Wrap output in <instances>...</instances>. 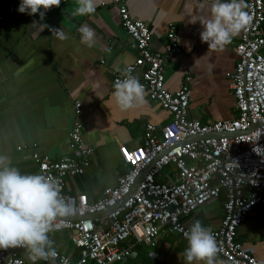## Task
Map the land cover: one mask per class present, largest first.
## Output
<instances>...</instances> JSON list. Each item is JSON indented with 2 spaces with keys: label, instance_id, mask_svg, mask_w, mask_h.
Returning a JSON list of instances; mask_svg holds the SVG:
<instances>
[{
  "label": "crops",
  "instance_id": "obj_1",
  "mask_svg": "<svg viewBox=\"0 0 264 264\" xmlns=\"http://www.w3.org/2000/svg\"><path fill=\"white\" fill-rule=\"evenodd\" d=\"M20 2L0 0V155L10 157L22 173H36L33 153L50 160L66 155L73 103L78 102L82 142L92 148V154L81 176L65 180L64 191L70 195L83 194L89 202L96 201L106 187L115 186L116 178L125 169L119 147L136 148L144 124L161 127L170 121V116L147 99L128 110H121L116 104L111 74L121 72L136 53L133 42L119 25L111 0H97L95 12L86 16L72 15L76 0H61L60 6L45 12L43 19L39 13L18 12ZM121 2L132 18L147 25L154 51L162 50L166 25L176 26L181 50L166 62L163 86L173 93L184 76L190 77L188 117L203 123L233 119L236 113L228 85L236 60L233 46L239 35L223 49H212L203 43L202 26L198 22L189 23L190 15L202 11L203 0ZM82 25L95 32L91 47L81 42L78 29ZM61 27L68 35L66 40L50 31ZM132 74L138 78L139 70ZM220 218L219 201L210 202L191 215L186 225L199 219L213 229ZM49 236L57 252L70 260L76 259L77 251L69 242L68 232ZM236 241L259 264H264L261 211L244 219L237 228ZM186 246L187 241L177 235H160L134 247L130 257L120 264H186L183 256ZM25 260L26 264H40L31 256L25 255ZM216 260L218 264H226L218 256Z\"/></svg>",
  "mask_w": 264,
  "mask_h": 264
},
{
  "label": "built area",
  "instance_id": "obj_2",
  "mask_svg": "<svg viewBox=\"0 0 264 264\" xmlns=\"http://www.w3.org/2000/svg\"><path fill=\"white\" fill-rule=\"evenodd\" d=\"M110 4L136 53L121 72L111 74V88L114 90L115 81L123 78L125 69L132 73L139 70L138 79L145 87L146 99L166 111L170 121L161 127L144 124L139 146L131 150L119 147L124 171L116 178L114 187H106L101 198L89 202L83 194L64 191L65 180L81 176L92 154V148L85 146L81 138L77 121L80 105L73 103L67 154L50 160L33 153L31 159L36 173L58 178L63 195L74 197L77 202L80 211L71 218L79 219H67L59 230L51 232H68L77 257L70 260L57 252L54 261H37L120 264L145 240L168 234L185 239L181 228L187 230L186 220L207 203H217L222 193L221 218L212 229L221 249L217 256L226 264H259L236 241V231L252 212L264 214L263 0H246V11L252 20L233 46L236 60L228 87L236 115L230 120L204 123L188 117L189 76L181 79L173 93L163 86L166 62L181 50L176 26L166 25L162 50L154 51L147 25L132 18L121 0H111ZM210 134L222 136L202 137ZM146 166L148 170L128 194ZM107 209L110 211L102 218L87 217ZM7 250H0V264ZM19 252L30 256L24 248H12L3 264H26Z\"/></svg>",
  "mask_w": 264,
  "mask_h": 264
},
{
  "label": "clouds",
  "instance_id": "obj_3",
  "mask_svg": "<svg viewBox=\"0 0 264 264\" xmlns=\"http://www.w3.org/2000/svg\"><path fill=\"white\" fill-rule=\"evenodd\" d=\"M60 4L61 0H21L17 10L29 15L39 13L43 19L45 12ZM76 5L72 15L86 16L95 12L97 0H76ZM205 7L207 14L203 12ZM246 8V0H203L202 11L190 15L189 23L198 22L202 26L200 39L209 48L223 49L251 23L252 17ZM50 31L61 40L68 39L62 27ZM78 31L81 42L91 47L95 41L94 30L82 25ZM122 76L115 81L112 92L118 107L128 110L146 103L145 87L132 70L125 69ZM79 211L75 198L63 195L58 178L43 173H22L10 157L0 155V250L24 248L34 260L54 261L58 253L49 233L59 230L67 218ZM181 231L187 241L183 251L186 264L197 261L218 264L216 257L221 249L210 227L196 219L187 230L181 228Z\"/></svg>",
  "mask_w": 264,
  "mask_h": 264
},
{
  "label": "water",
  "instance_id": "obj_4",
  "mask_svg": "<svg viewBox=\"0 0 264 264\" xmlns=\"http://www.w3.org/2000/svg\"><path fill=\"white\" fill-rule=\"evenodd\" d=\"M218 136H222V135H220V134H218V135H212V134H210V135L202 136V137H218ZM196 139H197V138H196ZM187 141H191V140H187ZM148 168H149V166H146V167L142 170V172L136 177V179L133 181L132 185L130 186V188H129V190H128V194L131 193V192L134 190L135 185L138 183V181L141 179V177L144 175V173L148 170ZM128 194H127V195H128ZM109 211H110V209H107V210L104 211V212L95 213V214L90 215V216H87V217H88L89 219H91V220L99 219V218L104 217ZM67 219H74V220H75V219H79V218H75V217H74V218H71V217H69V218H67ZM11 251H12V248H10V249L7 250V252H6V254H5V258L2 260V263H1V264H3V263L8 259V256L10 255ZM19 255H20V257L24 260V262L26 263V260H25V254H24L23 252H19Z\"/></svg>",
  "mask_w": 264,
  "mask_h": 264
},
{
  "label": "trees",
  "instance_id": "obj_5",
  "mask_svg": "<svg viewBox=\"0 0 264 264\" xmlns=\"http://www.w3.org/2000/svg\"><path fill=\"white\" fill-rule=\"evenodd\" d=\"M123 169H124V167H123ZM218 201H219V203L223 202V194L222 193H220V195L218 197Z\"/></svg>",
  "mask_w": 264,
  "mask_h": 264
}]
</instances>
